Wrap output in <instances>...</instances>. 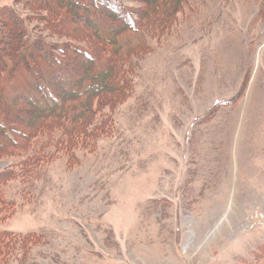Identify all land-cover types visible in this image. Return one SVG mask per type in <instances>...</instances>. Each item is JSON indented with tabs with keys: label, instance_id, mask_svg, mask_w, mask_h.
Returning <instances> with one entry per match:
<instances>
[{
	"label": "rangeland",
	"instance_id": "1",
	"mask_svg": "<svg viewBox=\"0 0 264 264\" xmlns=\"http://www.w3.org/2000/svg\"><path fill=\"white\" fill-rule=\"evenodd\" d=\"M66 1H52L54 20ZM33 3L0 0V12L19 14V40L54 41L44 20L28 17L39 13ZM164 14L149 10L128 36L147 46L93 152L34 161L23 184L32 151L0 147V174L16 177L3 185L13 205L0 229L23 239L7 264H253L264 250V0H188L167 32Z\"/></svg>",
	"mask_w": 264,
	"mask_h": 264
},
{
	"label": "trees",
	"instance_id": "2",
	"mask_svg": "<svg viewBox=\"0 0 264 264\" xmlns=\"http://www.w3.org/2000/svg\"><path fill=\"white\" fill-rule=\"evenodd\" d=\"M33 1L39 13L31 12L28 17L44 20L54 41L47 36L19 40L26 30L19 14L11 9L0 12V112L4 116H0L4 136L0 147L4 153L15 146L26 154L28 149L32 151L31 159L20 163L18 176L25 179L23 184L37 173L34 161L43 168L46 160L60 152L70 156L77 149L93 152L98 139L109 136L114 125L113 105L128 99L138 59L147 46L142 41L131 44L128 36L145 26L142 21L149 10L165 13L166 22L160 21L158 29L169 31L176 13L188 4V0H141L145 7L136 9L120 0H67L62 4L63 16L54 20L53 0ZM70 17L84 22L86 32L62 28L61 21ZM16 83L19 91L10 97L8 88ZM33 116H40V121ZM53 135L66 139L55 141ZM41 137L48 141L41 142ZM10 170L0 174V221L13 205L3 188L16 179ZM27 237L29 243L40 241L35 233ZM22 242L19 236L0 229V264H7ZM251 262L264 264V250Z\"/></svg>",
	"mask_w": 264,
	"mask_h": 264
},
{
	"label": "bare ground",
	"instance_id": "3",
	"mask_svg": "<svg viewBox=\"0 0 264 264\" xmlns=\"http://www.w3.org/2000/svg\"><path fill=\"white\" fill-rule=\"evenodd\" d=\"M5 176V175H4Z\"/></svg>",
	"mask_w": 264,
	"mask_h": 264
}]
</instances>
